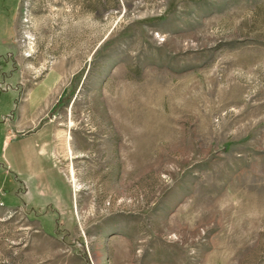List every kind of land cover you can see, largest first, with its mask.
I'll return each instance as SVG.
<instances>
[{
    "label": "rangeland",
    "instance_id": "374dc122",
    "mask_svg": "<svg viewBox=\"0 0 264 264\" xmlns=\"http://www.w3.org/2000/svg\"><path fill=\"white\" fill-rule=\"evenodd\" d=\"M3 154L0 264H264V0H0Z\"/></svg>",
    "mask_w": 264,
    "mask_h": 264
},
{
    "label": "crops",
    "instance_id": "0c3cea01",
    "mask_svg": "<svg viewBox=\"0 0 264 264\" xmlns=\"http://www.w3.org/2000/svg\"><path fill=\"white\" fill-rule=\"evenodd\" d=\"M7 131L8 135L6 136L7 138H16V139H20L21 136H19L16 133V130L13 128L12 125H5V127L3 128ZM40 137H37L35 139H33V143H30V140L28 139V137H26L24 139V147H25V151L24 154H21L22 156H24L25 160V164L24 165V170H26V173L28 175V177H31L32 179H34L33 181L35 182V186L37 188H39V193L42 194V187L43 186H47L48 181L47 178H49L50 180L53 178V180L55 179L54 177L57 175L58 177H61L65 183V185L67 186V188L69 187V184L67 183V181L65 180V178H63L59 172V170L57 169L56 166L52 165V162H49V157H46V155L42 152L41 150V143L45 142V139H41ZM15 154H17V151H15ZM0 170H5L7 174H16V176L20 177L22 172L21 168L18 171L16 167H14L12 165V163L8 160V157L6 156V154H3L0 158ZM51 176V177H50ZM22 178H24L22 176ZM25 180H28L26 178H24ZM27 184V190H26V195H23V199L24 200H29V195L30 193H28L29 190V186H28V181L25 182ZM0 192H2V187H0ZM1 195V194H0ZM27 203L29 204V202L27 201ZM53 205L56 206L59 210V208L62 210L63 206H67L69 207V200H59V199H55V202L50 203L49 205ZM33 206V204H31ZM37 208H39V206H35ZM65 210L63 209V212Z\"/></svg>",
    "mask_w": 264,
    "mask_h": 264
},
{
    "label": "bare ground",
    "instance_id": "6f19581e",
    "mask_svg": "<svg viewBox=\"0 0 264 264\" xmlns=\"http://www.w3.org/2000/svg\"><path fill=\"white\" fill-rule=\"evenodd\" d=\"M71 177H72L73 185H74V187L76 188V187H77V177H75V171H74V168L71 170Z\"/></svg>",
    "mask_w": 264,
    "mask_h": 264
}]
</instances>
